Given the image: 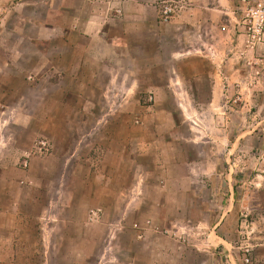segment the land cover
Masks as SVG:
<instances>
[{"label": "crops", "instance_id": "obj_1", "mask_svg": "<svg viewBox=\"0 0 264 264\" xmlns=\"http://www.w3.org/2000/svg\"><path fill=\"white\" fill-rule=\"evenodd\" d=\"M80 1L69 26L55 22L39 32L40 42L62 43L42 66L55 69L60 84L70 81L90 91L100 82L119 84L125 100L135 96V86L149 85L156 95V85L166 84L182 101L187 90L181 85L188 80L180 68L208 58L213 68L209 107L183 106L181 115L218 117L225 112L218 109L216 37L219 16L235 19V0H171L175 12L169 20L160 16L158 0ZM86 6L92 10L85 11ZM53 11L64 10L55 6ZM238 31L247 35L241 27ZM203 37L214 44L208 47ZM158 69L166 70V79H156ZM102 96L108 103L115 93L108 86ZM91 99L90 93H77L73 101L82 104L56 114L89 110ZM119 113L109 107L101 116ZM69 128L101 132L96 154L82 156L81 146L65 154L56 142L53 154L25 156L12 165L0 156V264H243L246 244L253 247V264H264V235H253L254 222L239 219V213H264V158L244 160L247 168L234 174L240 161L218 158V123L201 126L207 137L188 138L200 148L194 158L159 138L111 140L105 122L88 128L71 123ZM194 128L189 125L190 132ZM88 136L78 144L90 141ZM203 144L213 152L203 155ZM256 164L260 171L252 177L250 168ZM112 213L118 214L113 218ZM131 215L136 219L129 221Z\"/></svg>", "mask_w": 264, "mask_h": 264}, {"label": "rangeland", "instance_id": "obj_2", "mask_svg": "<svg viewBox=\"0 0 264 264\" xmlns=\"http://www.w3.org/2000/svg\"><path fill=\"white\" fill-rule=\"evenodd\" d=\"M235 19L218 17L221 27L216 37L218 44V109L225 112L218 117L209 115H181L180 107L191 110L209 107L211 83L209 73L213 71L210 60L195 59V67H182L180 72L188 82L181 85L187 90L184 100H177L172 88L158 84L160 94L149 91V85L135 86L136 94L123 99L119 91L123 85H107L100 82L86 87L70 81L62 82L56 77L55 69L42 67L47 58H54L56 48L61 41H39V32L43 27H50L55 22L69 26L72 15L80 8V0H0V156L11 163L23 157L33 158L37 155L53 154L58 149L65 154L81 146L82 156L96 154L94 144L100 140L101 132L72 131L71 123L88 128L96 123H107L111 140L126 139L133 135L143 139H163L174 149L183 150L185 156L194 158L200 148L188 142V138L198 136L200 140L208 134L201 126L218 123V158H232L240 164L234 166V174L243 173L239 167L247 168L245 161H262L264 158V0H249L251 6L263 4V8L253 16H247V5L235 0ZM171 0H158L160 16L169 20L175 11L169 8ZM55 6L63 7V12H54ZM82 7V6H81ZM92 10L86 6L85 11ZM180 9H176L179 11ZM262 14V15H261ZM261 15V16H260ZM225 27V29H222ZM241 27L246 36H240ZM237 29V30H236ZM206 45L211 47V37H203ZM64 46V45H63ZM64 49H68L64 47ZM64 51V50H63ZM66 54V53H65ZM156 79H166V70L158 69ZM107 79L103 76L101 80ZM67 80V79H65ZM110 86L115 96L108 101L102 96L105 88ZM92 95L89 110L67 115L58 112H71L70 106H79L82 101L74 100L77 93ZM121 95V94H120ZM146 95V96H145ZM220 95V96H219ZM190 97V98H189ZM220 97V98H219ZM67 98L65 105L60 101ZM118 109L119 114L103 117L105 108ZM65 130L61 131V126ZM189 125L195 130L189 131ZM160 126V127H159ZM212 133H214L212 131ZM89 134L79 145L82 136ZM112 145V151L114 150ZM169 151V149H168ZM202 154L213 152L210 144H203ZM245 160V161H244ZM149 169L155 167L149 157L142 159ZM250 163V162H249ZM226 166H229L226 164ZM251 176L259 172V165H251ZM254 166V168H253ZM35 172L42 175L39 166ZM244 176L240 179L243 180ZM204 192L203 197H206ZM49 194H45L47 200ZM77 213H75L76 215ZM80 214V213H79ZM118 213H112V217ZM264 213H239V219L247 224L254 222L258 236L264 235ZM135 215L128 217L131 221ZM35 223V222H33ZM250 229V228H249ZM243 235V234H241ZM248 234L245 238L248 239ZM252 237V235H251ZM243 238V237H242ZM250 239V238H249ZM261 239V238H259ZM252 240V239H251ZM255 240V239H254ZM243 247V246H242ZM241 247V260L242 258ZM254 259V254H253ZM262 264L263 261H259ZM244 264V262H243ZM255 264V262H254Z\"/></svg>", "mask_w": 264, "mask_h": 264}, {"label": "built area", "instance_id": "obj_3", "mask_svg": "<svg viewBox=\"0 0 264 264\" xmlns=\"http://www.w3.org/2000/svg\"><path fill=\"white\" fill-rule=\"evenodd\" d=\"M243 1L244 5H247V16H253L254 14L258 13L262 10L263 4L260 3L258 6H251L249 0H241ZM173 11L172 8H167L165 10V13L167 14V17H169V12ZM262 15V14H261ZM260 15V16H261ZM225 29V27H223ZM242 258L244 264H253V247L249 244L243 245L242 247Z\"/></svg>", "mask_w": 264, "mask_h": 264}]
</instances>
